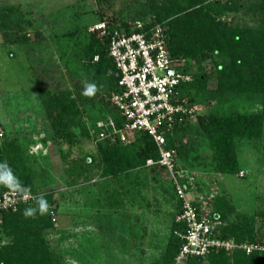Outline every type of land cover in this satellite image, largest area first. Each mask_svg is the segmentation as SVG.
Listing matches in <instances>:
<instances>
[{"label":"rangeland","instance_id":"rangeland-1","mask_svg":"<svg viewBox=\"0 0 264 264\" xmlns=\"http://www.w3.org/2000/svg\"><path fill=\"white\" fill-rule=\"evenodd\" d=\"M140 1L0 0V144L13 140L20 146L38 192L55 191L56 221L44 234L65 264H155L179 210L176 188L165 171L140 165L117 177H103L91 163L97 156L98 137H80L72 145L47 139L37 95L41 88L38 75L43 78L45 68L49 73L45 83L52 90H74L72 73L77 72L83 79L82 96L100 98L96 107H86L83 117L92 130L90 122L103 105L101 98L108 95V82L101 77L85 80L91 71L82 59L83 37L100 18L116 17L118 11L126 12L128 6L133 9ZM236 16L240 24L253 17L244 10ZM20 35L28 38L27 44L19 42ZM218 61L211 57L201 67L212 74ZM201 67L196 62L189 66L192 73ZM213 82L211 78L209 88ZM90 84L95 91L86 95ZM226 99L216 108L206 100L197 102L199 112L262 110L259 97ZM186 138L191 141L185 150L188 160L178 161L190 168L184 172L192 182L189 191L183 186L186 196L199 201L201 214L209 218L214 214L209 203L212 196L224 197L234 209L227 212L224 222L211 218L217 222L216 229L220 232L225 224L252 219L253 240L242 242L264 245V132L257 139H236L240 170L233 175L214 170L212 151L203 136L191 132ZM138 141L130 137L124 146L137 150ZM10 239L0 233V243Z\"/></svg>","mask_w":264,"mask_h":264},{"label":"trees","instance_id":"trees-1","mask_svg":"<svg viewBox=\"0 0 264 264\" xmlns=\"http://www.w3.org/2000/svg\"><path fill=\"white\" fill-rule=\"evenodd\" d=\"M131 8L128 6L126 12L120 10L116 17L104 19L111 20V23L118 27L126 26L127 22L135 20L144 22L146 27L160 23L166 33L172 58L184 60L187 71L190 70L191 62H196L201 67L202 63L211 57L219 59L212 74H207L202 66L200 72L192 73V80L183 85L190 101L200 103L206 100L216 108L228 97L260 98L261 111L199 112L196 121H187L176 126L166 135L167 146L176 148L175 171L190 172L186 164L178 161L188 160L185 150H188L191 141L188 143L186 136L194 132L207 140L212 151L211 158L215 171L221 174H237L240 166L236 139H257L264 132V0H141L139 4L133 6L134 10ZM130 10L133 12H129ZM241 10L246 11V14L250 12L253 16L244 24L236 21V14ZM101 20L103 19L100 18ZM14 24L15 26L18 24L17 19ZM18 38L19 42L27 44L28 38L25 35ZM82 43L80 48L82 59H86L88 65L85 66L91 71L89 77L85 76V80L101 77L105 84L108 82L105 86L108 88L106 90L108 95L112 91H117V79L113 74L114 63L107 55L106 41L93 33H86ZM94 56H98L97 60H93ZM47 74L49 73L45 68L43 74L45 79L38 75L41 88L37 92L45 121L43 124L47 126L50 137L47 139H51L54 144L64 141L72 145L77 143L80 137L97 138L95 122L106 114L113 117L117 115L114 109L109 108L107 97L101 98L100 102H103V105L90 122L91 130L83 117L87 116L86 107L88 105L96 107L100 98H94L92 101L89 97L82 96L84 91H79V88L83 84L81 81L83 79L79 78L75 71L72 73V78L76 79L74 90H52L45 83ZM211 78L214 80L213 88L208 87ZM102 86L104 89V83ZM135 136L140 144L137 150H133L132 146L98 140L97 156L91 159V163L100 168L103 177H117L119 174L128 173L140 165H145L148 158L155 161L159 159L158 150L151 137L145 133ZM0 162H7L11 166L24 185V191L33 196L27 202H20L14 210L0 211V233L11 238L6 243H0V264H65L61 256L51 250L44 234V231L51 228L56 221L55 191H37L23 151L13 140L0 144ZM147 167L154 168L157 172L165 171L159 164ZM187 175L188 173L176 179L189 191L192 182ZM170 179L175 186L173 179ZM9 191L0 185V197ZM40 195L48 201V213L25 217L24 210L35 207V197ZM185 197L195 207L198 215H203L200 202L189 199L186 190ZM177 200L179 204L177 216L172 221L168 240L160 257L154 261L155 264H175V258L180 250L181 234L185 232L186 224L177 219L182 212L183 199L178 196ZM211 200L209 203L212 204L214 211L213 218L224 222L227 212L233 210L234 206L232 207L222 196H212ZM253 227L252 219H244L221 226L219 233L222 238L240 243L253 240ZM260 256L257 252L247 254L243 250L233 252L219 250L209 252L202 258L189 257L185 264H264V257Z\"/></svg>","mask_w":264,"mask_h":264},{"label":"built area","instance_id":"built-area-1","mask_svg":"<svg viewBox=\"0 0 264 264\" xmlns=\"http://www.w3.org/2000/svg\"><path fill=\"white\" fill-rule=\"evenodd\" d=\"M88 32L106 41L107 55L113 60L114 77L118 90L107 96L109 108L117 115L106 114L95 122L98 139L124 145L130 137L145 133L153 140L158 153L157 161L146 160V166L159 164L165 168L175 183L182 201V212L177 219L184 221L186 230L181 234L182 244L175 264H185L189 257H205L212 251L245 253L263 252L264 245L237 243L222 238L216 223L205 215H198L195 207L185 197L184 187L176 177L184 172L175 171L176 148L168 147L166 135L187 121H196L199 105L189 100L184 84L192 80V71H187L184 60L172 58L164 28L160 23L146 27L135 20L126 26H116L103 19L88 27ZM98 56H94L97 60ZM33 198L29 193L17 195L9 191L0 197V211L16 209L20 202ZM54 216V214H52Z\"/></svg>","mask_w":264,"mask_h":264},{"label":"clouds","instance_id":"clouds-1","mask_svg":"<svg viewBox=\"0 0 264 264\" xmlns=\"http://www.w3.org/2000/svg\"><path fill=\"white\" fill-rule=\"evenodd\" d=\"M95 91V85H88L86 95H91ZM0 185L8 188L10 191L21 195L25 188L20 178L14 173L13 169L7 162H0ZM49 211L47 199L43 196L35 197V207H28L24 210L25 217H33L36 214L44 215Z\"/></svg>","mask_w":264,"mask_h":264}]
</instances>
